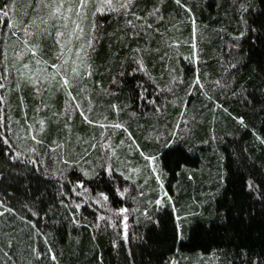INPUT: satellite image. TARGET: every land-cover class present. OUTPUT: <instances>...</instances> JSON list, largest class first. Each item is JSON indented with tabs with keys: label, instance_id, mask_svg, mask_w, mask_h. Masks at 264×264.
I'll return each mask as SVG.
<instances>
[{
	"label": "snow or ice",
	"instance_id": "1",
	"mask_svg": "<svg viewBox=\"0 0 264 264\" xmlns=\"http://www.w3.org/2000/svg\"><path fill=\"white\" fill-rule=\"evenodd\" d=\"M172 2L176 10L165 17L160 7L141 14L147 0H0V159L11 167L22 165V171L35 172L46 182L45 193L34 198L27 191L20 197L0 193V264H58L45 231L50 221L87 228L93 238L103 230L116 250L130 246L135 238L130 230L142 221L157 227L166 222L173 242L183 241L198 214L179 203L180 189L170 186L165 160L176 156V167H182L180 158L191 151L197 116L212 114L213 126L204 141L210 147L221 139L215 125L229 118L240 126L241 135L251 132L264 145V127L249 125L223 103L229 96L238 101L241 96L234 84L238 64L229 58L230 50L239 49L249 32L260 31L250 24V0H233L239 32L231 36L229 52L216 58L220 72L215 79L201 71L205 37L201 32L197 38L191 7L185 0ZM109 19L122 25L120 39L129 42L123 43L128 52L118 76L136 80L134 95L146 102L143 110L99 99L116 95L94 81V53ZM157 63L160 78L165 73L169 77L164 86L154 72ZM111 83L123 81L114 76ZM254 93L255 88L245 91L242 102L254 104ZM193 95L200 108L189 117ZM60 98L63 106L57 108ZM149 108L155 119L140 123ZM246 187L264 203V183L248 179ZM223 257L224 264H264V251H225ZM98 259L103 264L102 255ZM213 260L219 264L216 252L207 264Z\"/></svg>",
	"mask_w": 264,
	"mask_h": 264
},
{
	"label": "trees",
	"instance_id": "2",
	"mask_svg": "<svg viewBox=\"0 0 264 264\" xmlns=\"http://www.w3.org/2000/svg\"><path fill=\"white\" fill-rule=\"evenodd\" d=\"M185 2L191 7L198 25L197 38H200L201 32L205 37L201 44L202 60L205 62L201 65V71L215 79L220 72L216 58L229 52L227 44L231 36L238 35L239 32L238 17L234 15L232 8L233 0ZM250 2L253 6L250 24H254L260 31L249 32L242 38L239 49L230 50L229 58L238 64L234 84L241 96L240 101L229 96L223 103L233 115L243 117L249 125L262 128L264 112L260 108L264 106V96L260 95V91L264 88V0ZM152 7H160L165 17L176 10L172 0H147V8L141 14L150 11ZM121 27V24L111 19L105 22L104 34L94 53L98 69L94 81H100L104 89H110L116 94L111 98L101 95L100 100L115 99L121 104L129 103L134 109L143 110L146 102L139 101L134 95L136 80L118 76L122 70L121 60L128 52L123 43H129L121 41ZM188 32L190 27L185 35ZM131 44L134 47L135 41ZM154 72L160 85L164 86L169 79L167 73L160 78L158 63ZM114 76L123 83L112 84ZM254 88L256 102H242L245 91L253 93ZM153 90V87L149 88L150 92ZM25 96L31 102L27 90ZM184 99L189 100L188 97ZM16 102L14 100L13 104ZM62 106L63 98H60L56 107ZM199 108L200 101L195 95L191 96L188 116L191 117ZM168 112L175 120L176 114L170 105ZM154 119L149 108L139 121L145 123ZM197 120L198 123L193 126L194 134L190 137L191 151L185 152L184 157L180 158L182 167H176V156H169L165 160L170 170V186L175 185L180 189L179 203L190 206L198 214L192 217L193 227L186 228V238L174 243L170 226L166 222L157 227L148 221H142L140 225L133 224L130 230L135 236L130 246L116 250L111 245L110 235L103 230L93 238L94 234L87 228L73 229L50 221L49 228L45 231L49 233V243L58 256V264H100L98 257L101 255L103 264H163L164 260L172 258L178 260L179 264H207L214 252L218 254L219 264H224L225 251L229 255L241 250L256 253L264 251V203L256 198L255 192L249 195L246 187L248 179L264 183V145L255 142L251 132L241 135L238 131L240 126L229 118L226 124L215 125L216 134L221 139L214 141L210 147L204 141L213 126L212 114L206 112L203 116H197ZM131 130L136 132L135 121ZM226 132H232L233 136L225 137ZM22 168L19 164L11 167L10 162L0 159V193L11 191L20 197L27 191L33 198L45 193L44 178L35 172L22 171ZM51 192V185H47V193ZM41 248L43 249L42 241ZM47 264H52L51 260ZM213 264H216L215 260Z\"/></svg>",
	"mask_w": 264,
	"mask_h": 264
}]
</instances>
